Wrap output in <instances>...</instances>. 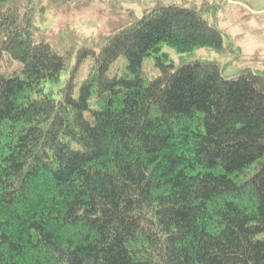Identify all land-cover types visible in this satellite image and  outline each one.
Segmentation results:
<instances>
[{"label":"trees","instance_id":"16d2710c","mask_svg":"<svg viewBox=\"0 0 264 264\" xmlns=\"http://www.w3.org/2000/svg\"><path fill=\"white\" fill-rule=\"evenodd\" d=\"M65 3L0 0V67L20 64L0 71V264H264V74L157 58L145 79L161 43L224 51L221 31L184 0L96 36L42 28Z\"/></svg>","mask_w":264,"mask_h":264},{"label":"rangeland","instance_id":"374dc122","mask_svg":"<svg viewBox=\"0 0 264 264\" xmlns=\"http://www.w3.org/2000/svg\"><path fill=\"white\" fill-rule=\"evenodd\" d=\"M157 1L181 2L183 0H92L90 4L74 7L76 0H65L58 11L48 10L46 21L41 24L45 29H58L69 26L86 36L107 33L123 24L126 15L133 12L141 17ZM186 6L200 11L221 31L224 51L209 48H195L190 52H179L165 43L159 45V51L143 59L139 69L145 79H154L160 74L157 58L178 66L182 62L193 60L216 61L221 64L225 77L236 76L250 69L264 74V0H184ZM9 66H1L0 71L11 73L20 67L17 61ZM92 65L90 57L83 60L73 74V95L77 96L81 83ZM127 71V60L118 56L107 68L108 76L123 75ZM19 73V70L17 71ZM69 72H63L56 82H45L43 91H52L55 96L64 85ZM95 100H90V108H96ZM89 111L85 113L88 118Z\"/></svg>","mask_w":264,"mask_h":264}]
</instances>
